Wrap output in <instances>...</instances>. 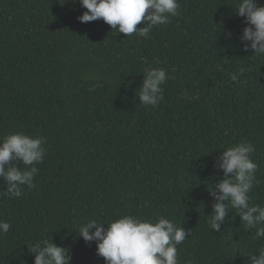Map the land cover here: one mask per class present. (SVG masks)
<instances>
[{
  "label": "trees",
  "instance_id": "16d2710c",
  "mask_svg": "<svg viewBox=\"0 0 264 264\" xmlns=\"http://www.w3.org/2000/svg\"><path fill=\"white\" fill-rule=\"evenodd\" d=\"M238 2L178 0L179 15L145 39L81 23L79 0H0V137L46 138L35 188L0 194L11 226L0 264H33L41 239L68 248L70 264H106L79 225L123 215L190 230L179 264H249L264 248L231 207L221 232L207 224L219 157L241 141L258 165L251 202L264 205V55L243 50ZM145 68L170 77L155 107L136 95Z\"/></svg>",
  "mask_w": 264,
  "mask_h": 264
},
{
  "label": "clouds",
  "instance_id": "9594fccd",
  "mask_svg": "<svg viewBox=\"0 0 264 264\" xmlns=\"http://www.w3.org/2000/svg\"><path fill=\"white\" fill-rule=\"evenodd\" d=\"M79 3L87 10L78 17L81 23L102 19L125 37L135 33L145 39L154 27L179 15L180 8L178 0H79ZM235 13L244 19L239 37L243 50L264 55V5L258 6L257 0H239ZM138 24L144 26L137 28ZM167 79L170 77L165 69L145 68L136 92L139 103L157 106L164 98L162 86ZM231 79L235 81L236 76ZM45 143V137L23 132L0 137V179L5 181V190L0 194L18 199L24 187L35 188L38 173L35 165L44 159ZM253 152V145L246 141L222 151L217 167L222 170L223 179L209 191L215 203L207 215V224L213 232H221L231 207L245 228L256 230V239L264 238V205L252 203L249 196L258 169L251 159ZM13 160L20 166L9 165ZM10 227L7 221L0 220V234L8 233ZM189 233L190 230L168 218L160 217L153 222L132 215H123L107 224L89 219L79 225L77 232L86 243H96V253L106 264H179L176 246ZM28 250L34 256L33 264H70L69 249L55 245L51 239H41ZM253 253L247 256L249 264H264V248Z\"/></svg>",
  "mask_w": 264,
  "mask_h": 264
}]
</instances>
